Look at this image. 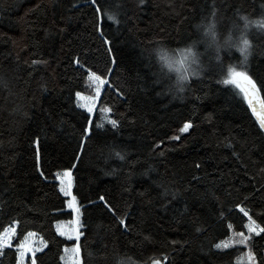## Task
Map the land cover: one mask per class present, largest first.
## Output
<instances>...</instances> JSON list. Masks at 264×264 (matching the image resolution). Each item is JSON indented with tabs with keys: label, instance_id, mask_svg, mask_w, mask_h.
Wrapping results in <instances>:
<instances>
[{
	"label": "trees",
	"instance_id": "16d2710c",
	"mask_svg": "<svg viewBox=\"0 0 264 264\" xmlns=\"http://www.w3.org/2000/svg\"><path fill=\"white\" fill-rule=\"evenodd\" d=\"M262 4L100 0L117 14L120 23H113L95 13L100 5L92 0H0V242L5 230L9 241L0 264H65L64 249L74 246L81 264H246L242 246L213 245L245 232L248 218L237 204L264 227V132L244 94L219 81L229 67L244 70L264 100V33H250L252 53L243 66L234 52L223 53L222 63L210 61L178 98L148 50L157 42L179 50L213 11L221 27L242 14L264 16ZM90 71L107 81L99 97ZM104 114L118 121L116 128ZM85 116L101 125L91 138L81 135ZM186 122L192 127L179 132ZM36 135L44 177L34 167ZM65 169L78 213L59 191L57 175ZM99 195L116 215L101 207ZM74 230L82 233L78 241ZM255 241L261 264L264 240ZM21 245L31 250L21 256Z\"/></svg>",
	"mask_w": 264,
	"mask_h": 264
},
{
	"label": "snow or ice",
	"instance_id": "6c2138e0",
	"mask_svg": "<svg viewBox=\"0 0 264 264\" xmlns=\"http://www.w3.org/2000/svg\"><path fill=\"white\" fill-rule=\"evenodd\" d=\"M92 3L100 5V0H92ZM145 3V0H138L139 5H143ZM262 8H264V4L261 5ZM95 13H101L103 11V15L107 17L108 21H112L113 23H120V21L117 19V14L112 12L109 8H107L104 5H100L97 8H95ZM212 15L215 17L216 12L213 11ZM94 20H96V17H94ZM94 27L97 28L98 31H100V35L103 37L102 42L104 44H109L110 40L106 37L105 33L102 30V24L94 23ZM109 53H111V48L107 49ZM216 61L222 63V57L221 55L217 54ZM246 61H248L247 57L245 58ZM76 64H78L80 67H83V64L80 63L79 59H76ZM33 65L35 64H41L46 63V61L42 60H32L31 62ZM114 63V61H113ZM90 79L94 80L96 82V96L99 97L101 93V87L107 83L105 79L102 78L101 75H97L95 72H89ZM222 82L225 85L232 84L236 88L240 90L244 94V99L247 101L249 108H251L253 114H257L259 112L261 115L258 117L259 121V128L261 131H264V100H261L259 102V108H257L256 103L254 100L256 99L257 95V82L254 80V78L246 71L244 70H237L236 68L229 67L228 69V78L223 79ZM243 82V83H242ZM42 87H44L42 85ZM77 98L81 97V93L77 91L75 93ZM91 99L95 100V97H92ZM78 107H84V105H78ZM105 111H111V109H104ZM86 111L88 113L93 112V106L89 104L86 107ZM85 126L81 130V135L86 136L88 138H91L92 135L95 134L96 130L101 127V125L94 124V122L88 117L85 116ZM113 128H116L118 125V121L116 119H110L108 121ZM192 127L191 122L184 123L183 127L179 129V132L186 133L188 130ZM171 139L179 140V136H174ZM31 144L34 145L33 148V154H34V167L35 170L39 173L41 177L45 176V173L42 171V165H41V139L39 135H36L35 138L31 141ZM160 155H163V153H160ZM233 155L237 156L239 158V154L237 152H233ZM115 156H117L119 159L123 160L125 157L124 155L117 151L115 152ZM78 159V158H77ZM74 167V165H73ZM197 168L200 167L199 164L196 165ZM149 170H151V166H149ZM264 171V170H262ZM113 173H106V175H112ZM147 174V172L145 173ZM64 178H68L67 182L65 183ZM57 179L61 181L60 186V193H62L66 197H71V201L68 203V207L72 208L77 213L79 212V208L76 206V200L77 197L72 194L71 188H72V182H71V171L69 169H65L63 171V176L57 175ZM193 179H198V177H193ZM167 194V189H165V195ZM175 198V197H174ZM247 199V197H245ZM98 201L102 202L101 207L103 209H106L109 213H112L113 215H116V207L111 203L110 200L106 198L104 195L98 196ZM90 203H96V201H90ZM237 208H239L240 212L244 214L248 218L249 224L246 225L248 229V235H246L244 232H238L237 237L238 239L235 241L236 244L244 245L245 248L248 249L247 253L244 254V258L246 259V264H258L257 262V256L256 251L253 248L254 243H258V241H255V237H260L261 240H264V235H261L264 233V227H261L260 224L257 223V221L249 215V212L245 210L244 207H241L239 204L236 205ZM119 223L121 225H125V220L123 218V215L117 216ZM78 223V222H77ZM232 225L229 224V228H231ZM75 231V239L78 241L80 236L82 235L81 232L78 230ZM197 232L202 231V227L198 226L196 228ZM29 235H32L29 233ZM60 235H66L63 231L60 232ZM71 238V237H70ZM145 239H149V237H145ZM8 238H7V230H5L4 233V240L0 242V249H3V247L8 244ZM173 243H176L173 241ZM218 250H223L224 248L229 247L227 243H216L213 245ZM22 251L20 252V255L23 256L24 252L30 251L31 249L25 247L24 245L20 246ZM39 249H37L38 251ZM80 253L81 249L79 246H74L72 249L65 248L64 249V255H62L60 258L61 260L65 261V264H69V260H71V264H81L80 259ZM4 255L2 251H0V256ZM35 255V252H33V256ZM166 259V257H165ZM31 264H36V259H33ZM153 264H160V261L154 260ZM261 264H264V262H261Z\"/></svg>",
	"mask_w": 264,
	"mask_h": 264
},
{
	"label": "clouds",
	"instance_id": "9594fccd",
	"mask_svg": "<svg viewBox=\"0 0 264 264\" xmlns=\"http://www.w3.org/2000/svg\"><path fill=\"white\" fill-rule=\"evenodd\" d=\"M195 36L176 49L164 42H157L148 50L160 70L161 76L168 80V93L178 98L188 87L193 78L205 73L210 61H216L217 54L235 53L240 57L243 66L251 56L253 43L250 33L253 31L264 33V16L250 17L240 15L229 22L227 27H221L220 21L209 16L194 25ZM221 78H228L227 69ZM125 264H131L126 261Z\"/></svg>",
	"mask_w": 264,
	"mask_h": 264
},
{
	"label": "rangeland",
	"instance_id": "374dc122",
	"mask_svg": "<svg viewBox=\"0 0 264 264\" xmlns=\"http://www.w3.org/2000/svg\"><path fill=\"white\" fill-rule=\"evenodd\" d=\"M102 120H103V122H107V121H108V117H107L106 114L102 115ZM248 224H249V221L247 222L246 225H248ZM244 233H245L246 235L249 234V233H248V229H247V227H246ZM237 239H238V237H237V233H233V234H231V236H230L225 242H222V243H227V244L229 245V247H233V246H242L243 248H245L244 245H240V244H236V243H235V241H236ZM229 247H227V248H229ZM224 249H225V248H224ZM247 251H248V249L245 248V253H247ZM239 261H240V262H243L242 259H239Z\"/></svg>",
	"mask_w": 264,
	"mask_h": 264
},
{
	"label": "water",
	"instance_id": "95a60500",
	"mask_svg": "<svg viewBox=\"0 0 264 264\" xmlns=\"http://www.w3.org/2000/svg\"><path fill=\"white\" fill-rule=\"evenodd\" d=\"M242 83H243V82H242ZM261 100H263V99H262V97H261V95H260V93H259V91H258V89H257L256 99L254 100V102H255L256 105H257V108H259V102H260ZM247 104H248V103H247ZM248 107H249V106H248ZM249 110H250L252 116L254 117V119L256 120V122H257L258 125H259L258 117H259L261 114H260L259 112H257V114H253L251 108H249ZM263 132H264V131H263Z\"/></svg>",
	"mask_w": 264,
	"mask_h": 264
}]
</instances>
